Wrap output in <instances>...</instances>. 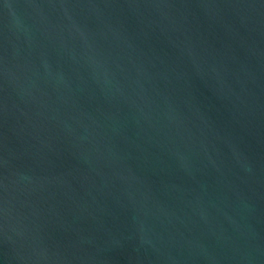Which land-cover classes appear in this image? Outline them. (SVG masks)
Instances as JSON below:
<instances>
[{
    "label": "water",
    "instance_id": "water-1",
    "mask_svg": "<svg viewBox=\"0 0 264 264\" xmlns=\"http://www.w3.org/2000/svg\"><path fill=\"white\" fill-rule=\"evenodd\" d=\"M0 264H264V0H0Z\"/></svg>",
    "mask_w": 264,
    "mask_h": 264
}]
</instances>
